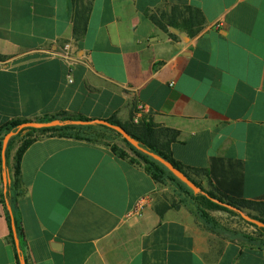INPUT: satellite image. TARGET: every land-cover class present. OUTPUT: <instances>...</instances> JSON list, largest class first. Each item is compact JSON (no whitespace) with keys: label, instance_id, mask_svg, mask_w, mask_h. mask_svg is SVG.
Returning a JSON list of instances; mask_svg holds the SVG:
<instances>
[{"label":"crops","instance_id":"obj_1","mask_svg":"<svg viewBox=\"0 0 264 264\" xmlns=\"http://www.w3.org/2000/svg\"><path fill=\"white\" fill-rule=\"evenodd\" d=\"M59 113L119 121L205 190L264 202V0H0V128ZM20 145L6 166L0 147V264H19ZM20 172L26 264H264L183 205L161 216L166 185L111 145L43 135Z\"/></svg>","mask_w":264,"mask_h":264},{"label":"trees","instance_id":"obj_2","mask_svg":"<svg viewBox=\"0 0 264 264\" xmlns=\"http://www.w3.org/2000/svg\"><path fill=\"white\" fill-rule=\"evenodd\" d=\"M82 13L83 14H81V16L79 15V21H78L79 23L77 22V25H79V26H76L77 32H79V29L82 30V27L85 22V12L83 11ZM195 18L201 20V17L199 14L195 15ZM169 26L178 28V26L175 23H171ZM171 34L175 35L174 33H171ZM54 119H60L63 122V124L59 126L41 128V129L34 128V127L24 128L20 132L13 135L10 139L7 153H6L7 154V164H8V157H9L13 144L17 140H19V138L21 139V145L16 154L15 179L13 182V187H10L8 189V192L4 200L5 208H6V211H7V214L10 220L12 217L8 209L10 206L14 209V205L17 201V192H18L17 189L21 181V172H20L21 158L24 152L26 151V149L40 136H43V135L63 136V137L77 139V140L94 142V143H102V144H107L104 141L111 139V134L117 133L119 136H122L116 130L110 127L104 126V125L73 124L72 123L73 120H81V119L88 120V118L82 117V116L80 117L71 116L67 113H59L56 115L47 116L45 118L40 119L39 121L48 122ZM110 121L122 125L119 121H115V120H110ZM24 122L26 121L13 120L3 125L0 128L1 150L3 148V140H4L5 135L8 134L9 132L17 131L18 127ZM145 126L147 127V131L150 134L155 133V130H153L152 128V124L146 123ZM127 130L133 137H135L142 144L143 147L151 151H155L156 153L162 155L165 159L171 161L177 168L183 170L184 173L201 188V191L199 193H195L192 188H190L181 179L176 177L164 164H162L160 161L156 160L149 154L144 153L140 149L134 147L129 141H127L123 137V140L127 143L131 151L139 158V160H142L144 162L145 169L147 170V172H149V174H151L155 178V180L165 185L167 183H172L175 187V193H174L175 198H173L171 201L169 200L165 201L164 202L165 204L162 207H157V211L159 212L161 216L169 208H180L183 205L189 208V210L192 213H194L197 216V218L205 224V226H207L209 229H211L214 232L226 235L227 237L232 238V239H235V238L247 239L251 244H254V245L264 244V226L251 223L247 221L246 219H244V217L240 214V217L242 218V220L246 221L247 223L251 224L252 226L256 228V232H257L256 234L248 233V232L241 231L238 229L229 228L228 226L221 223L211 213L212 211H215V210H223L231 214H239L240 213L239 210L252 209V210L259 212L261 215H264V202L240 200V199H236L230 196H224V195L216 194L212 191L205 190L169 154L160 150L156 145L144 140L136 133H133L129 129ZM110 145L113 151H115L119 155L127 157L128 153L123 147H120L118 144L114 142L110 143ZM214 199H218L223 203H227L230 205V207H226L225 205L221 203H217L216 201H214ZM250 216L255 217L261 220L262 222H264V216L263 217L253 216V215H250ZM18 235L20 237V232H18ZM260 236H263V238L262 239L259 238ZM18 259H19V264H24L27 261L26 256H25L24 243L22 242V239L20 243V249L18 248Z\"/></svg>","mask_w":264,"mask_h":264},{"label":"water","instance_id":"obj_3","mask_svg":"<svg viewBox=\"0 0 264 264\" xmlns=\"http://www.w3.org/2000/svg\"><path fill=\"white\" fill-rule=\"evenodd\" d=\"M170 29L177 34H180L183 38H186L187 40H189V37L187 36V34L185 32H180L179 29H177L176 27H173V26L170 27ZM72 123L73 124H80V125L98 124V125H104V126H107V127H110L112 129L116 130L127 141H129L134 147L140 149L144 153L149 154L150 156H152L153 158H155L156 160H158L162 164H164L176 177L181 179L190 188H192L195 193H199L201 191V188L194 181H192L184 173L183 170L177 168L171 161L165 159L162 155L156 153L155 151H151V150L143 147L142 144L135 137H133L125 127H123V125L117 124V123L112 122V121L107 120V119H100V118L88 119V120H83V119L73 120ZM61 124H63V122L60 119H54V120L48 121V122L36 121V120L26 121L18 127L17 131H12V132H9L8 134H6L4 137V140H3V148H2V159H3L4 166H6V164H7V154L6 153H7V149H8L10 139L13 135L20 132L22 129L28 128V127H34V128L41 129V128H49V127L59 126ZM214 201H216L217 203H221V204L225 205L226 207H230L229 204L223 203L218 199H214ZM239 212L244 217V219H246L247 221L254 223V224H257V225H260V226H264V222H262L261 220L246 214L242 210H239ZM11 213H12V218H13V226H14V230H15L16 243H17L18 248L20 249V240H19L18 235H17L15 219L13 216L12 209H11ZM24 264H26V263H24Z\"/></svg>","mask_w":264,"mask_h":264},{"label":"rangeland","instance_id":"obj_4","mask_svg":"<svg viewBox=\"0 0 264 264\" xmlns=\"http://www.w3.org/2000/svg\"><path fill=\"white\" fill-rule=\"evenodd\" d=\"M104 142L107 143L106 145H110V143L112 142L118 144L120 147H123L126 150V152L128 153L127 157H129L133 161H136L137 163H141L142 165H144V162L142 160H139V158L131 151L127 143L123 140V136H119L117 133L111 134V139H108L107 141ZM174 193H175L174 185L172 183H167L166 187L160 192V195L158 196L157 200L154 203L156 205V208L162 207L165 204L164 203L165 201L167 200L171 201L173 198H175ZM242 211L248 215L250 214L253 216H262V217L264 216L252 209H244ZM212 213L221 223L228 226L229 228L233 227L241 231H247L248 233H255V234L257 233L256 228L254 226L242 220V218L240 217V213L231 214L223 210H215L212 211Z\"/></svg>","mask_w":264,"mask_h":264},{"label":"built area","instance_id":"obj_5","mask_svg":"<svg viewBox=\"0 0 264 264\" xmlns=\"http://www.w3.org/2000/svg\"><path fill=\"white\" fill-rule=\"evenodd\" d=\"M70 50H71V46L68 44L67 45V51H68V53H64L63 55H61L62 58H64V59L69 58L70 57ZM137 207H138L137 208V211H140L144 207V204H140Z\"/></svg>","mask_w":264,"mask_h":264}]
</instances>
